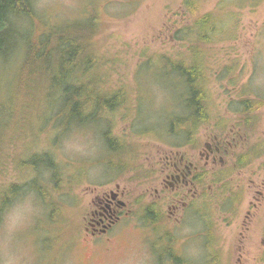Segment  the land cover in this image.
<instances>
[{
  "label": "rangeland",
  "instance_id": "1",
  "mask_svg": "<svg viewBox=\"0 0 264 264\" xmlns=\"http://www.w3.org/2000/svg\"><path fill=\"white\" fill-rule=\"evenodd\" d=\"M219 1L200 0V12L216 9ZM27 3L15 9L21 11L18 15L10 12L0 28L3 37L0 194L5 195L0 197V264H160L152 242L156 218L151 216L148 222L143 216L146 215L144 207L152 204L150 192L159 187L158 162L162 152L172 147L198 149L203 144V129L216 133L218 127L241 126L240 119H243L248 120L246 128L241 126L247 136V148L257 143H262V148L258 156L240 167L245 166L249 171L264 170V0L258 6L226 8L233 14V33L206 47V52L213 56L207 90L210 117L199 126L197 136L174 135L175 139L138 133L169 134L173 118L178 119L180 114L183 104L179 97L183 88L173 76L163 74L155 63L147 62L158 59L161 53L172 58L181 53L182 42L174 41L173 34L187 17L183 0H27ZM218 13L225 15L220 10ZM87 16L95 24L91 38L97 53L98 75L103 73L101 87L125 90L126 100L124 106L106 116L103 126L90 123L77 128L95 145L92 155L60 156L52 146H58L64 134L57 131L55 136H50V133L59 130L62 122L47 121L52 107L47 91L54 94L57 90L48 89L42 69L27 78L22 66L33 39L43 41L49 35L67 31L78 34L88 23ZM223 19L228 22L231 17L225 15ZM242 100H253L252 110L240 111ZM137 104L136 122L133 108ZM110 119L113 135L131 150L130 157L120 163L122 167L127 162V167L117 170L109 166L111 153L101 134ZM175 125L180 128L178 122ZM45 154L57 163L54 178L46 168L50 156ZM233 160L224 168L231 172L227 179L231 181L229 188L236 191L241 188L237 187L239 169L234 168ZM12 184L19 187L20 193L8 191ZM116 184L126 191L127 217L105 236L87 237L82 231L92 189H115ZM26 192L34 194L38 212L23 230L5 243L3 214L15 198ZM247 198V194L243 196L242 204L240 198L232 210L220 211L217 201L220 198L211 196L209 219L215 240L207 250L198 245V238L191 240L193 247L188 249V254L195 264H209L212 253L219 256L221 264H237L240 247L244 263L264 264L261 240L264 207L258 209L257 217L251 218L249 229L245 230L242 222L248 208ZM144 221L150 224L144 227Z\"/></svg>",
  "mask_w": 264,
  "mask_h": 264
},
{
  "label": "trees",
  "instance_id": "2",
  "mask_svg": "<svg viewBox=\"0 0 264 264\" xmlns=\"http://www.w3.org/2000/svg\"><path fill=\"white\" fill-rule=\"evenodd\" d=\"M199 1L183 0V8L187 17L184 18L185 22L173 34L174 41L182 42L181 53L176 58L161 53L158 59L147 62L148 64L155 63L160 72L173 76L177 85L183 88L179 97V101L183 105L178 119L174 117V122H170L172 125L168 132L170 135L164 134L163 131L157 135L146 133H138V135L147 137L151 135L156 138L160 136L174 138V135L188 136L193 133L196 127L207 121L210 117L209 112H207L208 73L211 71L210 64L213 56L206 52V47L221 41L223 36H231L233 33V28H231L233 14L231 10L227 11L228 6L235 5L243 8L247 4L258 6L263 2V0H221L217 3L216 9L200 12ZM25 4H28L27 0H0V28L4 25L10 12L18 15L20 10L15 11V9ZM219 10L230 16L231 20L225 21L223 19L225 15L218 13ZM88 17V23L83 25L78 34L67 31L65 34L59 32L49 35L43 41L33 39L31 45H28L22 66L24 74L28 76L27 78L35 76L36 72L42 69L48 89L57 90L54 94L49 90L47 91L48 98L51 99L49 106H52L48 110L47 121H52V124L62 122L59 126V134H65L73 128L85 127L90 123L103 126L104 121L107 120L106 116L112 115L120 106H124L126 100L125 90L111 91L101 87L103 73L98 75L97 53L91 38V34L95 31V24ZM2 44L3 37L0 33V49ZM46 46L49 49L47 53L44 51V49L47 50ZM46 54L47 57H45ZM42 58H44V64H42ZM38 74L39 76L42 75L41 73ZM242 103L245 104L243 112L252 110L253 100H242ZM256 104V107L259 106L258 102ZM138 108V104L136 108H133V111L135 110L133 118L136 122L135 113ZM176 122L180 128L175 125ZM113 127L110 119L105 129L103 127L101 134L107 149L111 153V159L108 160L109 166L117 170L127 167V162L123 163L122 167H120V163L123 158L130 157L131 150L124 141L113 135ZM44 156L50 155L45 154ZM112 158L120 162H114ZM49 159L46 168L49 169L52 178H54L57 173V163L53 161L51 156ZM8 191L20 193L19 187L15 184H12ZM0 197H5L4 193H1ZM210 237L212 243L215 240L212 226ZM209 264H221V259L212 253Z\"/></svg>",
  "mask_w": 264,
  "mask_h": 264
},
{
  "label": "flooded vegetation",
  "instance_id": "3",
  "mask_svg": "<svg viewBox=\"0 0 264 264\" xmlns=\"http://www.w3.org/2000/svg\"><path fill=\"white\" fill-rule=\"evenodd\" d=\"M242 105L240 111L243 112L245 104ZM240 120L243 122L241 126L246 128L248 120ZM241 126L234 125L229 130L218 127L216 133L203 129L201 139L204 140L198 149L172 147L159 156V187L150 192L152 204L144 207L146 215L143 217L148 222L156 218L152 242L160 264H195L188 254L194 238L199 239L198 245L201 244L204 249L210 248L211 196L220 198L217 201L221 205L220 211H223V208L232 210L233 204H238L240 198L242 204L243 196L247 194L248 208L242 222L245 230L249 229L251 218L257 217L258 209L264 207V170L258 172L252 168L249 171L245 166L240 167L245 161L259 155L262 143L247 148V136ZM199 129V126L196 127L192 134L197 136ZM231 158H235L234 168L239 169L237 187L245 191L229 188L231 181L227 179L231 172L224 167L228 166ZM91 192L90 209L84 216L86 219L82 232L87 237L99 238L105 236L123 217H127V202L124 201L126 191L116 184L115 189L94 187ZM146 221L144 227L150 224ZM180 240L183 243H179ZM261 240L264 244V234ZM241 250L242 247L239 248L237 264H246L242 261Z\"/></svg>",
  "mask_w": 264,
  "mask_h": 264
},
{
  "label": "clouds",
  "instance_id": "4",
  "mask_svg": "<svg viewBox=\"0 0 264 264\" xmlns=\"http://www.w3.org/2000/svg\"><path fill=\"white\" fill-rule=\"evenodd\" d=\"M59 130H53L50 136H55ZM53 150L60 156L72 157L90 156L95 151V145L86 140L83 133L76 128L65 133L58 146H52ZM38 209L35 204V196L31 192H26L13 200V202L6 208L3 214V234L4 241L7 243L17 232L29 223V221L37 214ZM187 231V230H186ZM179 243H183L180 240ZM178 243V247H179Z\"/></svg>",
  "mask_w": 264,
  "mask_h": 264
}]
</instances>
